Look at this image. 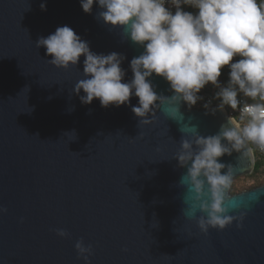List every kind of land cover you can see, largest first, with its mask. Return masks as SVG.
Wrapping results in <instances>:
<instances>
[{
    "label": "water",
    "instance_id": "95a60500",
    "mask_svg": "<svg viewBox=\"0 0 264 264\" xmlns=\"http://www.w3.org/2000/svg\"><path fill=\"white\" fill-rule=\"evenodd\" d=\"M42 2L0 0V207L7 209L0 212V264H85L75 248L80 238L92 245L90 264H264V183L230 189L229 214L247 211L242 227L233 221L205 234L182 211L195 202L180 183L186 168L173 159L190 134L186 125L215 134L227 123L225 110L212 114L181 101L172 118L163 102L152 123L138 124L128 104H82L72 89L84 78V57L67 69L53 66L35 45L40 36L68 25L90 50L124 54L125 81L143 47L97 20L96 4L88 14L79 0H46V10ZM150 79L158 94H173L162 77ZM239 156L219 158L235 167V178L255 166Z\"/></svg>",
    "mask_w": 264,
    "mask_h": 264
},
{
    "label": "clouds",
    "instance_id": "9594fccd",
    "mask_svg": "<svg viewBox=\"0 0 264 264\" xmlns=\"http://www.w3.org/2000/svg\"><path fill=\"white\" fill-rule=\"evenodd\" d=\"M79 2L88 14L96 4L97 20L120 29L127 39L143 47L141 54L131 59L133 75L125 81L126 70L121 67L124 54L90 50L89 42L68 25L58 26L46 37L40 36L35 45L37 49L45 48V56L51 57L48 63L53 66L67 69L77 66L84 57V78L72 89L82 104H91L94 98L105 108L128 104L139 118L138 124H149L160 103L172 105L167 115L175 118L181 101L189 107L196 105L203 99L201 90L211 84L219 103L210 107L209 100L203 107L212 114L226 107L238 112V119L228 116L227 123H222L215 134L202 135L197 126L186 125L190 134L184 133L173 159L186 168L180 183L186 181L195 193V202L182 211L196 221L201 232L207 234L210 228L222 230L233 221L242 227L247 211L229 214L227 203L235 167L219 158L237 152L239 158L254 164L256 151L264 153V0ZM40 8L46 10V0ZM225 66L227 80L221 82ZM154 74L169 83L173 93L170 97L155 91L150 79ZM81 90L85 95H80ZM132 96L138 97L136 105L130 104ZM66 134L75 136L74 131ZM6 211L0 207V212ZM55 231L60 237L69 236L66 229ZM75 248L78 258L90 264L92 245H85L80 238Z\"/></svg>",
    "mask_w": 264,
    "mask_h": 264
},
{
    "label": "trees",
    "instance_id": "16d2710c",
    "mask_svg": "<svg viewBox=\"0 0 264 264\" xmlns=\"http://www.w3.org/2000/svg\"><path fill=\"white\" fill-rule=\"evenodd\" d=\"M228 69L225 66L222 69V75L220 77L221 82H226ZM216 89L211 84H208L201 90L199 95L203 97L202 100L198 101L196 105L191 106L192 108L204 109L203 105L206 103L208 98H212L215 101V105H218L219 101L214 97ZM251 102V101H249ZM210 107H213L210 105ZM264 183V153L256 152L255 166L250 174H245L234 179L231 192L240 193L244 190H249Z\"/></svg>",
    "mask_w": 264,
    "mask_h": 264
},
{
    "label": "built area",
    "instance_id": "2783aa9c",
    "mask_svg": "<svg viewBox=\"0 0 264 264\" xmlns=\"http://www.w3.org/2000/svg\"><path fill=\"white\" fill-rule=\"evenodd\" d=\"M209 100H211V106L215 107L216 106L215 105V101L212 98H208L207 101H206V103ZM224 110H225V112L227 113L228 116H232L233 118L238 119V115H239L238 112H234L233 110H231L230 108H227V107ZM256 152H259V151L257 150Z\"/></svg>",
    "mask_w": 264,
    "mask_h": 264
}]
</instances>
